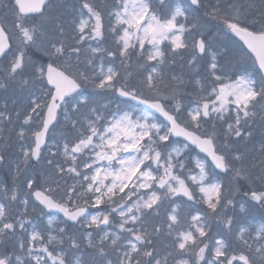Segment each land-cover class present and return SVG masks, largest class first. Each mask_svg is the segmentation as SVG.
<instances>
[{
	"label": "snow or ice",
	"instance_id": "6c2138e0",
	"mask_svg": "<svg viewBox=\"0 0 264 264\" xmlns=\"http://www.w3.org/2000/svg\"><path fill=\"white\" fill-rule=\"evenodd\" d=\"M0 6V264H264V0Z\"/></svg>",
	"mask_w": 264,
	"mask_h": 264
},
{
	"label": "trees",
	"instance_id": "16d2710c",
	"mask_svg": "<svg viewBox=\"0 0 264 264\" xmlns=\"http://www.w3.org/2000/svg\"><path fill=\"white\" fill-rule=\"evenodd\" d=\"M116 67H119V65L118 66L116 65ZM89 92H91V89H89ZM114 98L115 97L110 95V94L107 95V96H95L94 97V99L96 100L97 105H103V104H108L109 102H113L115 100ZM59 133H60L58 135L59 138L57 140H61V138L63 136L69 135L68 133H66L64 131L63 123H62V126L59 127ZM256 134H259V133L253 134V142L258 146V144H259L258 141L256 139H254ZM69 138H71V137L69 136ZM12 150L14 151V153H16L15 155H18V153L20 152L19 148H15L14 147ZM53 150H55V149H53ZM45 167H46V165H43V170H44ZM43 170L41 171L40 168H37L36 171L30 172L29 174L34 176V177L39 178V177L43 176ZM69 182H71V181H69ZM256 210L258 211L259 209L256 208ZM245 216L246 217L244 219V223H240V225H237L238 227L245 228V229H250L251 227H257L258 228L261 225H264V219L262 218V216H259V217L258 216H252V215H249V213L246 214ZM214 234L216 235V233H214Z\"/></svg>",
	"mask_w": 264,
	"mask_h": 264
},
{
	"label": "rangeland",
	"instance_id": "374dc122",
	"mask_svg": "<svg viewBox=\"0 0 264 264\" xmlns=\"http://www.w3.org/2000/svg\"><path fill=\"white\" fill-rule=\"evenodd\" d=\"M3 2H5V0H0V5L3 4ZM116 64H117V62H116ZM246 67L251 69V65L250 66L246 65ZM14 95L15 96L21 95V97L18 96L17 101L15 99H12V98L9 97L8 98V100L10 99V102L8 104L9 108H12V107L15 106V107H18V108H20L22 110L24 107L27 106L30 97H35V98L40 97L41 89L39 87L32 88L30 91H24L22 89H19V94H14ZM3 104L4 103L0 102V106H2ZM61 124H62V122L59 123L60 126H61ZM58 135H59V133H55V132L53 133V135L51 136V140L49 139V146H51V144L53 143L54 137H56L57 139L59 138ZM261 138H262V134L261 133L256 134L255 137H254V139H256L258 141V143L261 140ZM248 152L252 153V148L251 147H249ZM19 155H20V152L18 153V157H19ZM0 186H2L1 185V179H0Z\"/></svg>",
	"mask_w": 264,
	"mask_h": 264
},
{
	"label": "bare ground",
	"instance_id": "6f19581e",
	"mask_svg": "<svg viewBox=\"0 0 264 264\" xmlns=\"http://www.w3.org/2000/svg\"><path fill=\"white\" fill-rule=\"evenodd\" d=\"M77 5V1L76 0H70L69 1V3L67 4V5H65L63 8H64V12H65V19L69 22V24L71 23V19L69 18V16H70V12H71V10L74 8V6H76ZM65 26H68V25H65ZM233 40H236L237 38H232ZM229 43H231V41H229ZM249 64L251 65V62H249ZM248 66V65H247ZM14 94H19V91H14L13 93H11L10 94V97L12 98V99H15L16 101H17V98H18V96H20V95H17V96H15ZM0 102H2V103H4L2 100H0ZM8 104H9V102H8ZM16 153H14V151L12 150V156H13V159H12V163H13V165H15V163H16V158L18 157V155H15ZM38 168H40L41 169V171L43 170V165H40ZM4 173L5 174V179H4V181L5 180H8V182H9V184H10V182H11V176H10V174L9 173H7V171L5 170V171H0V174L1 173ZM254 209H256V208H252V209H250V210H254ZM249 210V211H250ZM237 213H239V210L237 209V212H236V214ZM241 214V213H240Z\"/></svg>",
	"mask_w": 264,
	"mask_h": 264
},
{
	"label": "flooded vegetation",
	"instance_id": "af4514ba",
	"mask_svg": "<svg viewBox=\"0 0 264 264\" xmlns=\"http://www.w3.org/2000/svg\"><path fill=\"white\" fill-rule=\"evenodd\" d=\"M177 71H179V69H177Z\"/></svg>",
	"mask_w": 264,
	"mask_h": 264
},
{
	"label": "water",
	"instance_id": "95a60500",
	"mask_svg": "<svg viewBox=\"0 0 264 264\" xmlns=\"http://www.w3.org/2000/svg\"><path fill=\"white\" fill-rule=\"evenodd\" d=\"M238 39V38H237Z\"/></svg>",
	"mask_w": 264,
	"mask_h": 264
}]
</instances>
